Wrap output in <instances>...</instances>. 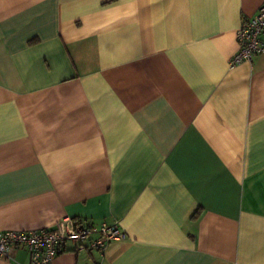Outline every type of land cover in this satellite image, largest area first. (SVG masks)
Segmentation results:
<instances>
[{"label":"crops","instance_id":"crops-1","mask_svg":"<svg viewBox=\"0 0 264 264\" xmlns=\"http://www.w3.org/2000/svg\"><path fill=\"white\" fill-rule=\"evenodd\" d=\"M262 3L0 0V232L125 233L52 264H264V51L230 66Z\"/></svg>","mask_w":264,"mask_h":264},{"label":"built area","instance_id":"built-area-1","mask_svg":"<svg viewBox=\"0 0 264 264\" xmlns=\"http://www.w3.org/2000/svg\"><path fill=\"white\" fill-rule=\"evenodd\" d=\"M235 37L238 50L230 60V66L243 60L251 61L264 51V3L253 17L242 19ZM92 233L96 236L91 237ZM124 237L125 233L117 223L101 222L91 226L66 215L51 228L0 232V256L8 257L9 247H22L28 252L29 264H52L56 256L67 250L68 242L73 243L77 251L101 250L110 242Z\"/></svg>","mask_w":264,"mask_h":264}]
</instances>
